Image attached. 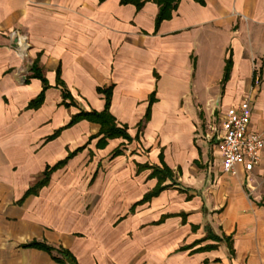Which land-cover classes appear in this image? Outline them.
Segmentation results:
<instances>
[{
	"label": "crops",
	"instance_id": "obj_1",
	"mask_svg": "<svg viewBox=\"0 0 264 264\" xmlns=\"http://www.w3.org/2000/svg\"><path fill=\"white\" fill-rule=\"evenodd\" d=\"M158 10L0 0V264H56L33 241L78 264H264V150L250 172L225 173L210 128L248 102L264 135V0H181L156 26ZM34 64L48 84L36 109ZM107 87L130 140L101 144L88 120L66 127L102 112ZM153 167L170 171L167 187L137 204L159 182Z\"/></svg>",
	"mask_w": 264,
	"mask_h": 264
},
{
	"label": "trees",
	"instance_id": "obj_2",
	"mask_svg": "<svg viewBox=\"0 0 264 264\" xmlns=\"http://www.w3.org/2000/svg\"><path fill=\"white\" fill-rule=\"evenodd\" d=\"M100 1H104V0H100ZM148 1H152L153 3H155L158 6L159 10H158V14L156 17V26H158L161 21L171 18L172 12L177 8L178 3L181 0H120L121 4H123V5L131 4V5L135 6L137 9H140L144 5V3L148 2ZM229 64H230V62L228 61L226 69H225V78L227 77V74L229 71V66H230ZM32 71H33V77L40 79L42 82V85H43V89H42L41 93L28 104V108L36 109L43 102L44 91L48 88V84H47V81L43 78L37 64L33 65ZM57 75L58 76H57V80H56V86L57 87L61 86L64 88V85L59 78V72L57 73ZM63 90H64L63 96L65 99L66 96H68V95L66 93L67 91L65 89H63ZM97 92L104 95V99H105L104 110L102 112H95V111L84 112V111H82V112L72 116V118L70 119V121L66 127H69V126L77 123L80 120H88V121H92V122H96V123L100 124L99 134L103 135L102 140H100L101 144H104L105 139H107V138L122 137L123 139L130 140L131 138L127 134L126 129L116 127L114 118L108 112V109L110 106V100H111L112 87H107V88H102V89L99 88V89H97ZM148 117H149V111H147L145 118L148 119ZM59 132H60V130L57 131L54 135H52L49 139H52L53 137L57 136ZM73 154H69V156L64 161L59 162L54 167L48 168L43 173V176L40 179V181L34 187L29 189L26 192L25 196L29 195L30 193H35L39 187H42L44 184H46V182L48 181L50 172L56 168L62 167L65 164V162L67 161V159L70 158ZM160 158H161V155H160ZM143 167H146V166H139L140 169ZM152 175H157V177L161 175L159 177V182H158L157 186L152 191L145 194L144 197L142 198V200L140 202H138L137 204H141V203H144L146 201H149L152 197L157 196L162 190H164L167 187V186L161 185L163 179L170 175V171L166 167H163V168L153 167ZM23 246L24 247L37 248V249H40V250L47 252L48 254H50L52 256V259L56 264H78V261L75 258V256L67 249H63V248L56 249V248H53V247H51V246H49L43 242H36V241L30 242V243L25 244Z\"/></svg>",
	"mask_w": 264,
	"mask_h": 264
},
{
	"label": "built area",
	"instance_id": "obj_3",
	"mask_svg": "<svg viewBox=\"0 0 264 264\" xmlns=\"http://www.w3.org/2000/svg\"><path fill=\"white\" fill-rule=\"evenodd\" d=\"M250 104L243 102L227 110L217 132L216 148L225 173L235 175L239 169L250 172L260 161L264 135L251 130Z\"/></svg>",
	"mask_w": 264,
	"mask_h": 264
},
{
	"label": "rangeland",
	"instance_id": "obj_4",
	"mask_svg": "<svg viewBox=\"0 0 264 264\" xmlns=\"http://www.w3.org/2000/svg\"><path fill=\"white\" fill-rule=\"evenodd\" d=\"M183 67L186 68V65H183ZM145 136H146V134H145ZM104 168H105V169L108 168V164L105 165ZM126 199H127V198L124 197V198L122 199V203L115 204V205L111 208V211H112V212L114 211V213H122V211H123V209H124V205H125V203H126ZM87 210H88V209H87Z\"/></svg>",
	"mask_w": 264,
	"mask_h": 264
}]
</instances>
